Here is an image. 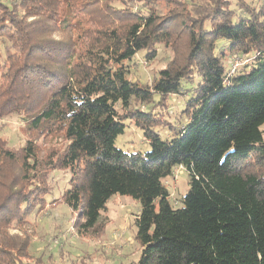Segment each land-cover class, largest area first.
<instances>
[{
  "label": "trees",
  "instance_id": "obj_1",
  "mask_svg": "<svg viewBox=\"0 0 264 264\" xmlns=\"http://www.w3.org/2000/svg\"><path fill=\"white\" fill-rule=\"evenodd\" d=\"M160 46L166 66L131 81L127 63ZM227 56L249 63L227 71ZM10 117L26 143L14 149L0 130V264H56L11 231L53 203L58 171L71 173L62 201L78 237L114 195L141 204L137 264H264V0H0V120ZM126 119L145 155L116 147ZM41 139L59 147L42 156ZM177 170L190 177L181 207L163 183Z\"/></svg>",
  "mask_w": 264,
  "mask_h": 264
},
{
  "label": "rangeland",
  "instance_id": "obj_2",
  "mask_svg": "<svg viewBox=\"0 0 264 264\" xmlns=\"http://www.w3.org/2000/svg\"><path fill=\"white\" fill-rule=\"evenodd\" d=\"M236 11V10H234ZM239 16L234 14V20ZM205 29H210V22L205 23ZM225 46L223 41L218 43L217 55H220V48ZM225 52H228L225 50ZM143 54H137L127 63L128 78L131 81L149 83L152 81L167 62L172 58L169 49L160 46L157 56L150 62H146ZM225 69L231 70L232 62L227 56L223 59ZM193 84H183L184 90H190ZM185 96H180L175 107L169 109V114L165 119L176 123L177 113L185 106L184 102L190 98V92L185 91ZM172 97V101H173ZM125 132L116 140V147L129 154L145 155L151 150L150 144L144 137V131L137 127L130 119L124 121ZM25 125L18 117H10L0 120L1 138L9 141L14 149H21L26 143ZM156 129L163 139H168L171 131ZM264 137V125L262 127ZM59 142L40 140L39 146L42 156L51 148H58ZM53 191L46 199L49 203L36 219L29 221L22 231L12 230L13 235H21L22 238L33 239L35 250L39 253L52 250L54 263L56 264H137L141 257V246L136 240L137 227L136 217L141 212V204L129 196L114 195L107 204V209L102 213L99 227L91 232L87 238L78 237V232L74 228L72 213L62 201L64 191L71 187V173L58 171L53 172L48 178ZM190 177L186 171L172 175L165 179L163 183L171 192V203L181 207V200L189 191ZM54 235H58V240L51 241ZM53 244H49V243ZM51 245V246H50ZM43 252V253H44ZM47 256L45 261H47ZM47 264H49L47 262Z\"/></svg>",
  "mask_w": 264,
  "mask_h": 264
},
{
  "label": "built area",
  "instance_id": "obj_3",
  "mask_svg": "<svg viewBox=\"0 0 264 264\" xmlns=\"http://www.w3.org/2000/svg\"><path fill=\"white\" fill-rule=\"evenodd\" d=\"M232 70L235 71L239 68H241L242 66H245L249 63V60L245 57V56H240V57H233L232 58ZM181 170H177L176 171V175H178V173H180Z\"/></svg>",
  "mask_w": 264,
  "mask_h": 264
}]
</instances>
